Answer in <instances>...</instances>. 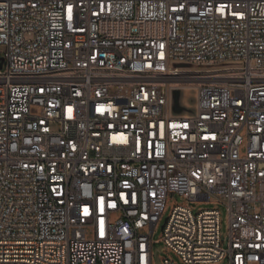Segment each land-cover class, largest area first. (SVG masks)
Returning a JSON list of instances; mask_svg holds the SVG:
<instances>
[{"label":"built area","instance_id":"built-area-1","mask_svg":"<svg viewBox=\"0 0 264 264\" xmlns=\"http://www.w3.org/2000/svg\"><path fill=\"white\" fill-rule=\"evenodd\" d=\"M156 243L264 264V0H0V264H156Z\"/></svg>","mask_w":264,"mask_h":264},{"label":"rangeland","instance_id":"rangeland-1","mask_svg":"<svg viewBox=\"0 0 264 264\" xmlns=\"http://www.w3.org/2000/svg\"><path fill=\"white\" fill-rule=\"evenodd\" d=\"M245 65V62L243 61H224L217 64H211V65H200V64H194L187 61H180V60H172L170 62V67L172 69L176 68L181 71H206V70H213V69H221V68H227V67H243ZM221 211V232L224 235L227 230V213L226 209L223 206H220ZM160 230L155 232L154 238H158ZM153 250L156 253L155 255V261L156 264H159L158 255L160 256H166L165 253V246L162 243H156L153 246Z\"/></svg>","mask_w":264,"mask_h":264},{"label":"bare ground","instance_id":"bare-ground-1","mask_svg":"<svg viewBox=\"0 0 264 264\" xmlns=\"http://www.w3.org/2000/svg\"><path fill=\"white\" fill-rule=\"evenodd\" d=\"M176 86V85H175ZM192 86H187L184 88H181V94L179 95L180 101H181V112L187 113L189 107H191V102L189 101L190 95H193V89L190 88Z\"/></svg>","mask_w":264,"mask_h":264},{"label":"snow or ice","instance_id":"snow-or-ice-1","mask_svg":"<svg viewBox=\"0 0 264 264\" xmlns=\"http://www.w3.org/2000/svg\"><path fill=\"white\" fill-rule=\"evenodd\" d=\"M69 11H71V9H69ZM193 11H195V9H193ZM99 110L102 111V109H99ZM69 112H71V109H69ZM86 211H87V210H86Z\"/></svg>","mask_w":264,"mask_h":264}]
</instances>
